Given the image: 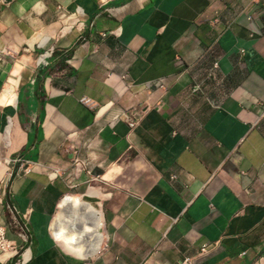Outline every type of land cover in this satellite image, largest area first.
<instances>
[{
  "label": "crops",
  "instance_id": "crops-1",
  "mask_svg": "<svg viewBox=\"0 0 264 264\" xmlns=\"http://www.w3.org/2000/svg\"><path fill=\"white\" fill-rule=\"evenodd\" d=\"M6 89L0 264H264V0H0ZM67 195L99 211L85 257Z\"/></svg>",
  "mask_w": 264,
  "mask_h": 264
},
{
  "label": "bare ground",
  "instance_id": "bare-ground-1",
  "mask_svg": "<svg viewBox=\"0 0 264 264\" xmlns=\"http://www.w3.org/2000/svg\"><path fill=\"white\" fill-rule=\"evenodd\" d=\"M9 98V101L13 98L12 91L6 89L2 102L5 103ZM69 212L70 214L67 215ZM98 212L79 197L67 195L60 203L56 218L59 228H55L53 233L59 241L64 243L67 250L81 257L88 256L96 252L101 243ZM64 217L69 219L64 220Z\"/></svg>",
  "mask_w": 264,
  "mask_h": 264
},
{
  "label": "built area",
  "instance_id": "built-area-1",
  "mask_svg": "<svg viewBox=\"0 0 264 264\" xmlns=\"http://www.w3.org/2000/svg\"><path fill=\"white\" fill-rule=\"evenodd\" d=\"M61 18H66V15L62 14L60 16ZM72 28L69 27V29ZM123 79L125 78L122 77ZM125 90H129L131 88H133L134 84L133 83H127L125 85ZM156 87H162V84L160 83H157L155 84ZM147 109V107H144V106H133V107H130L126 110H123V111H120L119 113H117L116 115H114L112 117V121H122L124 123H126V125L128 126L129 130H133L134 128L137 127V125L139 124V122L141 121L144 113H145V110ZM72 155H73V159H72V165L74 167V169L77 171H79V169L81 167L84 166V163L78 158V155H77V152L76 151H73L72 152ZM20 160H15L14 162H19ZM24 164H22V166L20 167L21 169V172H28L29 171V165L23 167ZM15 251V256L19 255V252L15 249V246L13 244H11L10 241H8L5 237V232H4V228L3 227H0V251H3V252H6V251ZM209 250V246H204L200 249L199 253L201 255L207 253ZM191 259L189 258H185L181 261L180 264H192L191 263ZM15 264H22V260L18 261V260H15Z\"/></svg>",
  "mask_w": 264,
  "mask_h": 264
},
{
  "label": "rangeland",
  "instance_id": "rangeland-1",
  "mask_svg": "<svg viewBox=\"0 0 264 264\" xmlns=\"http://www.w3.org/2000/svg\"><path fill=\"white\" fill-rule=\"evenodd\" d=\"M0 102L3 103V102H2V99L0 100ZM69 214H70V212L67 213V215H69ZM63 219H64V220H67V219H69V218H65V217H64Z\"/></svg>",
  "mask_w": 264,
  "mask_h": 264
}]
</instances>
